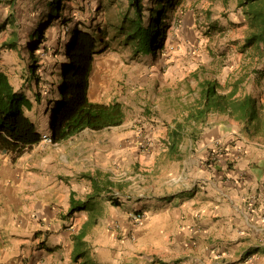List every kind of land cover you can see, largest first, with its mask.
I'll use <instances>...</instances> for the list:
<instances>
[{
  "label": "crops",
  "instance_id": "1",
  "mask_svg": "<svg viewBox=\"0 0 264 264\" xmlns=\"http://www.w3.org/2000/svg\"><path fill=\"white\" fill-rule=\"evenodd\" d=\"M262 78L242 74L236 95L264 106ZM119 126L0 154V264H264V139L216 115L175 139L171 126L163 175L115 179L138 144Z\"/></svg>",
  "mask_w": 264,
  "mask_h": 264
},
{
  "label": "trees",
  "instance_id": "2",
  "mask_svg": "<svg viewBox=\"0 0 264 264\" xmlns=\"http://www.w3.org/2000/svg\"><path fill=\"white\" fill-rule=\"evenodd\" d=\"M21 1L0 0V6L7 11L5 20L0 22V49L23 52L18 71L0 69V154L20 157L42 141V135L26 112L44 101L51 113L49 140L52 144L85 129L101 131L122 124L124 110L120 103L104 104L89 98L95 55L118 39L134 53L155 56L166 40V20L176 0L99 1L95 8L97 20L105 24L96 29L72 25L71 10L66 11L77 8L90 15L91 8H86L84 0H38L33 9L43 5L44 11L39 14L37 27L31 31L26 30V21L22 22L18 15ZM236 3L247 28L243 48L263 58L264 0H236ZM50 69L55 87L51 96L46 78ZM14 77L26 85L16 88ZM231 80L228 77L227 82ZM240 82V79L231 81L229 91L223 93L219 91L222 86L213 80L198 81L194 105L185 113L183 124L172 126L175 131L171 133L172 139L179 135L178 129L188 124L203 125L215 115L242 123L251 138L264 139V106L251 95H236ZM25 90L30 91L33 100ZM84 204L72 213L83 210ZM77 258L85 259V255L77 254ZM83 264L96 263L83 260Z\"/></svg>",
  "mask_w": 264,
  "mask_h": 264
},
{
  "label": "rangeland",
  "instance_id": "3",
  "mask_svg": "<svg viewBox=\"0 0 264 264\" xmlns=\"http://www.w3.org/2000/svg\"><path fill=\"white\" fill-rule=\"evenodd\" d=\"M37 1L20 2L18 15L22 22L26 21L28 31L37 27V20L44 11L43 5L33 9ZM99 1L102 0H89L86 4L84 0L86 8H91L90 15L79 12L77 8L67 9L71 10L74 18L72 25L78 28L102 27L105 23H99L95 10ZM168 14L166 40L155 56L134 53L132 48L119 43L118 39L95 55L90 78V100L104 104L120 103L124 110L123 124L111 131L120 134L124 127L125 134L133 132L138 140L135 148L129 150L128 158L124 160L114 156L115 162L109 174L114 175L115 179L119 175H163L165 169L168 170L166 163H163L164 156L162 162L157 164L154 157H161L159 154L166 152L165 147L170 141L168 128L183 124L185 113L193 107L198 96V81L213 80L222 86V91H219L223 92L226 91L223 87L228 77L233 81L241 79L245 73L248 76L264 73V53L262 58L243 48L247 28L236 0H176ZM6 16V9L0 6V22ZM55 28L57 31L58 27ZM54 36L57 37L56 32ZM21 54L15 49H0V69L12 73L18 71ZM53 64L51 61L49 66ZM241 65L244 67L240 68ZM50 71L46 78L51 96L55 87ZM13 80L16 88L26 85L19 77ZM257 86L264 93V81ZM25 93L33 100L34 96L29 90H25ZM26 116L40 134L49 133L51 113L46 101L35 105L26 112ZM154 131L158 133L157 136H153ZM121 160L129 161V166L125 167Z\"/></svg>",
  "mask_w": 264,
  "mask_h": 264
},
{
  "label": "built area",
  "instance_id": "4",
  "mask_svg": "<svg viewBox=\"0 0 264 264\" xmlns=\"http://www.w3.org/2000/svg\"><path fill=\"white\" fill-rule=\"evenodd\" d=\"M42 141L43 142H46V143H51L50 140H49V137L46 136V135H43L42 137ZM211 158H214L215 155L214 154H211L210 156ZM143 218V214L140 213V212H133V213H130L128 215V219L132 222H140V220Z\"/></svg>",
  "mask_w": 264,
  "mask_h": 264
},
{
  "label": "clouds",
  "instance_id": "5",
  "mask_svg": "<svg viewBox=\"0 0 264 264\" xmlns=\"http://www.w3.org/2000/svg\"><path fill=\"white\" fill-rule=\"evenodd\" d=\"M42 135V134H41ZM47 136V135H46ZM42 137H43V135H42ZM49 137V136H48ZM41 142H43V141H41Z\"/></svg>",
  "mask_w": 264,
  "mask_h": 264
}]
</instances>
